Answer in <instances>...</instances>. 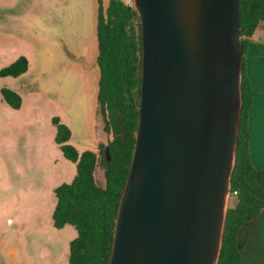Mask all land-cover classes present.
I'll return each mask as SVG.
<instances>
[{"label": "water", "instance_id": "water-1", "mask_svg": "<svg viewBox=\"0 0 264 264\" xmlns=\"http://www.w3.org/2000/svg\"><path fill=\"white\" fill-rule=\"evenodd\" d=\"M131 5L137 116L107 264H216L242 106L238 0Z\"/></svg>", "mask_w": 264, "mask_h": 264}, {"label": "crops", "instance_id": "crops-1", "mask_svg": "<svg viewBox=\"0 0 264 264\" xmlns=\"http://www.w3.org/2000/svg\"><path fill=\"white\" fill-rule=\"evenodd\" d=\"M84 20L87 32L79 36L70 17V8L77 0H69L66 31L49 36L39 27H33L31 8L42 4V0H0V50L25 48L32 56L39 54L46 71L52 69V61L63 75V82L54 86L47 78L42 84L49 88L41 106L35 96L23 89L20 73L11 76L12 83L6 85L15 90L21 98L17 108L20 128L17 134L4 146L2 152L3 178L0 179V264H67L68 243L75 235L71 224L55 227L51 211L55 204L53 188L63 181H69L75 173L74 163L66 159L54 141V126L51 117L66 124L70 130L68 141L78 150L97 151L98 143L108 138L103 131L96 101L98 68L96 64L95 21L97 0H85ZM47 1H44V4ZM106 0L100 4L104 6ZM18 9V10H16ZM36 14V12H35ZM79 29V28H78ZM75 31L77 33H75ZM79 50H88L84 55ZM243 53L244 71L253 91L247 108V148L251 164L264 168V21L248 37ZM31 60L29 53H22ZM91 75L92 87L88 90L89 103L93 104L91 123L82 134L84 145L74 141L73 125L70 118L60 112L63 93L70 92L69 100L78 96V75ZM18 79V80H17ZM61 80V81H62ZM90 81V80H89ZM90 84V82H89ZM55 87V90H53ZM52 88V89H51ZM56 98L51 99L50 96ZM27 110V111H26ZM10 115V114H9ZM16 115V114H14ZM68 115V114H67ZM69 116V115H68ZM12 116L8 117L11 118ZM70 161V162H69ZM74 166V171H73ZM99 169V171H98ZM95 181L101 176L100 163L94 169ZM29 207L18 209L21 216L15 215V204ZM27 228L26 237L20 242L14 225ZM236 245L239 251V264H264V199L259 212L239 226L236 232Z\"/></svg>", "mask_w": 264, "mask_h": 264}, {"label": "trees", "instance_id": "trees-1", "mask_svg": "<svg viewBox=\"0 0 264 264\" xmlns=\"http://www.w3.org/2000/svg\"><path fill=\"white\" fill-rule=\"evenodd\" d=\"M238 23L242 53L252 31L264 21V0H238ZM96 64L98 68L96 101L108 134L104 156L103 143L97 151H78L69 141L70 130L56 116L51 117L54 141L62 155L72 161L75 173L69 181L53 188L55 204L52 224L66 223L75 229L68 243L67 264H107L112 238L113 219L127 172L136 125L140 69V29L138 15L126 0H97ZM27 68V59L18 55L0 67V77L16 76ZM242 106L235 158L230 173L231 204L228 205L216 264H239L236 232L254 217L263 205L264 168L254 167L247 148V108L253 93L244 71L240 78ZM0 94L11 107H18L20 95L1 86ZM102 154L104 182L95 181L94 168Z\"/></svg>", "mask_w": 264, "mask_h": 264}, {"label": "rangeland", "instance_id": "rangeland-1", "mask_svg": "<svg viewBox=\"0 0 264 264\" xmlns=\"http://www.w3.org/2000/svg\"><path fill=\"white\" fill-rule=\"evenodd\" d=\"M44 1H47L44 4ZM69 0H42V4L38 7L33 6L31 8V17L33 19V27L42 28L45 33L49 36L56 35L61 31L65 32L67 26H70V22L67 23L66 18L68 16V4L66 2ZM131 3V0H126ZM78 4L74 5V7L70 8V17L75 21L74 26H78L77 31L79 36H84L87 32V24L84 20L85 14V0H77ZM104 2V0H102ZM18 10V9H16ZM36 12V14H35ZM75 33H77L75 31ZM84 55L88 50H79ZM22 53H29L31 55V60L28 63L27 60V68L25 71L21 72V77H18L19 80H22L23 89L29 91V94L35 96V100L37 101V105L41 106L42 102H44L43 98L47 96V90L49 88L43 86L42 84L45 82L47 78H50L54 84V86L58 85L60 82H63V75L60 71H57V67L55 63L52 61V69L46 71L45 65L42 62V59L39 54L33 55L26 50L25 48H16V49H8V50H0V67L8 64L13 59H15L18 55H23ZM24 56V55H23ZM27 59V58H26ZM20 74V73H19ZM12 77L9 75L0 77V87L6 86L9 83L15 82ZM17 79V80H18ZM62 80V81H61ZM90 80V81H89ZM78 96L74 100H69L70 92L63 93V102L61 104L60 112L66 115V117L70 118L73 125L74 138L73 141L78 145H84L81 141L82 134L87 132L88 126L91 123V115L93 104L88 100V90L92 87L93 80L91 81V75L84 76L83 71L78 75ZM90 82V84H89ZM91 85V87H90ZM52 89V88H51ZM55 90V87H53ZM51 99L55 100L56 98L50 96ZM17 107H11L8 105L0 94V179L3 178V169H2V150L4 146L8 145L9 141L12 140L14 134H17V131L20 128L19 125V115L22 111ZM27 111V110H26ZM10 114V115H9ZM16 114V115H14ZM69 116H68V115ZM12 116L11 118H8ZM57 117V116H56ZM58 118V117H57ZM70 162V161H69ZM74 171V166H73ZM99 171V169H98ZM96 183L101 184V176L96 178ZM231 204V196L228 200V205ZM28 205H24L23 203L15 204V208L17 212L15 215H7L3 219L5 222H8V217L18 218L21 216V213L18 212V209H26ZM14 229L17 230V236L19 237V241L23 240V237L30 232H28L27 228L18 227V225H14Z\"/></svg>", "mask_w": 264, "mask_h": 264}]
</instances>
